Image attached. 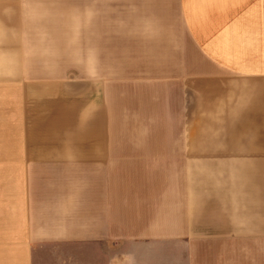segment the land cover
<instances>
[{"label": "crops", "instance_id": "obj_1", "mask_svg": "<svg viewBox=\"0 0 264 264\" xmlns=\"http://www.w3.org/2000/svg\"><path fill=\"white\" fill-rule=\"evenodd\" d=\"M79 2L151 6L133 29L150 72L110 80L97 14L86 76L45 77L29 52L61 0H0V84L18 91L0 264H264V0Z\"/></svg>", "mask_w": 264, "mask_h": 264}, {"label": "rangeland", "instance_id": "obj_2", "mask_svg": "<svg viewBox=\"0 0 264 264\" xmlns=\"http://www.w3.org/2000/svg\"><path fill=\"white\" fill-rule=\"evenodd\" d=\"M79 1L73 3L70 0H61L59 5L41 6L43 12L39 13H42L43 15H40L45 19L36 22L34 43L32 42L33 51L29 52V56L39 60V62L40 60L44 61L47 66H56L44 69L45 77L73 78L86 76V71L90 70L81 67L90 56V49L89 52L85 51L87 39L90 41L87 35L94 27V19L100 18V15L97 14H101L103 28L107 30L108 34L110 80L131 81L147 78L150 72L148 68H133L134 64H148V54L133 51V29L141 30L142 34H144V30L149 29L151 6L113 3L86 5ZM30 24L33 23L30 22ZM120 66L124 67L121 68ZM17 94L16 86H9L8 88L5 84H0V156H4L5 141L11 140L12 136L14 137L11 125L15 128L16 121H18L15 117L16 110H18ZM10 98L14 99L10 100ZM135 103V100H131L132 105ZM145 104L147 101L144 102ZM156 111V121L159 126L164 118L160 115L159 106ZM6 117L12 118L13 122H8ZM141 120L143 122L145 118L143 117ZM201 121H203L202 118L190 117L189 125L203 124ZM1 166L4 165L0 164ZM162 248L163 246L158 247V249ZM158 252L160 251L158 250Z\"/></svg>", "mask_w": 264, "mask_h": 264}]
</instances>
